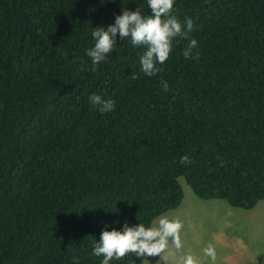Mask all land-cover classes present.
Returning <instances> with one entry per match:
<instances>
[{"label":"trees","instance_id":"1","mask_svg":"<svg viewBox=\"0 0 264 264\" xmlns=\"http://www.w3.org/2000/svg\"><path fill=\"white\" fill-rule=\"evenodd\" d=\"M122 7L151 14L147 0H0V264H101V231L152 227L182 203L180 177L201 200L264 201V0H174L194 28L151 77L146 46L119 34L90 70L92 28Z\"/></svg>","mask_w":264,"mask_h":264},{"label":"clouds","instance_id":"2","mask_svg":"<svg viewBox=\"0 0 264 264\" xmlns=\"http://www.w3.org/2000/svg\"><path fill=\"white\" fill-rule=\"evenodd\" d=\"M173 4L174 0H147L150 15H142L138 8L132 11L122 7L120 14L115 15L113 24L92 28L94 46L85 50L92 64L90 70L95 71L96 66L113 52L119 34L121 40L130 38L134 46H146V51L140 58V70L144 75L151 77L161 72L162 68L157 65H163L169 58L172 40L177 36L187 37L194 28L191 18H186L182 24L175 15H172ZM196 47L197 41L189 40L183 50V56L186 59L198 58V51L193 56V49ZM131 78L135 80L138 77L131 74ZM161 85L165 92L169 90L167 81L161 80ZM89 101L102 114L115 109L114 100L104 99L97 94L90 95ZM188 160L187 156L181 157V163ZM181 227L179 220L167 217L160 218L152 227H145L144 224L132 227L125 223L119 231L115 228L111 231L102 230L99 240L93 245L92 254L103 257L101 264H109L113 259H122L128 253L135 254L142 258L145 264H149L145 257L160 255L165 250L169 237L177 249L181 247L178 235ZM204 254L215 259V249L211 244L204 249ZM179 264H198V261L193 255L187 254L180 257Z\"/></svg>","mask_w":264,"mask_h":264},{"label":"rangeland","instance_id":"3","mask_svg":"<svg viewBox=\"0 0 264 264\" xmlns=\"http://www.w3.org/2000/svg\"><path fill=\"white\" fill-rule=\"evenodd\" d=\"M183 191L180 206L160 217L179 220L181 247L172 238L157 256L145 257L149 264H179L182 255H193L198 264H264V201L253 209L231 207L222 200H201L192 192L184 178H178ZM211 244L215 259L204 254ZM145 264V261H143Z\"/></svg>","mask_w":264,"mask_h":264},{"label":"crops","instance_id":"4","mask_svg":"<svg viewBox=\"0 0 264 264\" xmlns=\"http://www.w3.org/2000/svg\"><path fill=\"white\" fill-rule=\"evenodd\" d=\"M144 261V260H143ZM142 264H143V262H142Z\"/></svg>","mask_w":264,"mask_h":264}]
</instances>
